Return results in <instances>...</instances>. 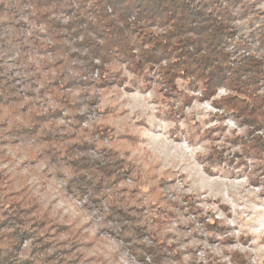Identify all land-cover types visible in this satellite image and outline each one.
Masks as SVG:
<instances>
[{"label": "rangeland", "instance_id": "rangeland-1", "mask_svg": "<svg viewBox=\"0 0 264 264\" xmlns=\"http://www.w3.org/2000/svg\"><path fill=\"white\" fill-rule=\"evenodd\" d=\"M245 1L234 53L264 55L250 35L264 31V0ZM49 40L31 8L0 0V264H264V116L234 111L244 102L229 88L172 87L120 57L106 80L74 64L57 78ZM81 151H112L129 172L79 188L68 154ZM4 197L31 209L14 229Z\"/></svg>", "mask_w": 264, "mask_h": 264}, {"label": "trees", "instance_id": "trees-1", "mask_svg": "<svg viewBox=\"0 0 264 264\" xmlns=\"http://www.w3.org/2000/svg\"><path fill=\"white\" fill-rule=\"evenodd\" d=\"M18 1L33 10L37 22L50 35L49 42L40 47L48 55L45 63L54 68L57 78L64 79L68 65L74 64L81 75L97 70L106 80L105 75L111 74V63L120 57L138 72L157 67L172 87L182 78L192 86H204L211 97L219 87L229 88L236 93L238 103L244 102L239 108L234 106V111L245 110L255 123L260 115L264 116L261 104L264 94L260 92L264 82V55L233 50L234 43L239 47L246 45L236 40L242 39V34L238 35L235 24L239 9L247 10L245 0ZM250 31L251 38L263 44L264 53V31L254 26ZM57 81L54 80L56 84ZM62 109L57 107L53 112L60 114ZM35 115L36 126L40 118H46L42 113ZM82 152L85 151H81L79 158L68 154L75 172L72 179L79 188L82 183L90 188L93 181H96L94 188L103 187L113 176L129 172L112 151L102 158ZM3 203L4 224L8 227V221L14 229L20 221L29 219L31 209L25 205L24 198L4 197ZM120 216V222L125 223L121 228L136 233L134 220L125 213ZM18 217L23 219L16 222ZM22 233L17 228L11 232L5 255L13 254ZM1 264H6L5 258Z\"/></svg>", "mask_w": 264, "mask_h": 264}]
</instances>
